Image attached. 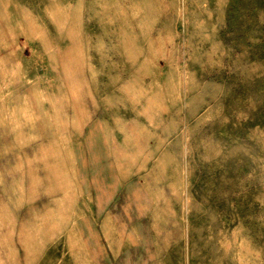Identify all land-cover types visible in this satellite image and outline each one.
Here are the masks:
<instances>
[{
	"label": "rangeland",
	"instance_id": "rangeland-1",
	"mask_svg": "<svg viewBox=\"0 0 264 264\" xmlns=\"http://www.w3.org/2000/svg\"><path fill=\"white\" fill-rule=\"evenodd\" d=\"M0 264H264V0H0Z\"/></svg>",
	"mask_w": 264,
	"mask_h": 264
}]
</instances>
